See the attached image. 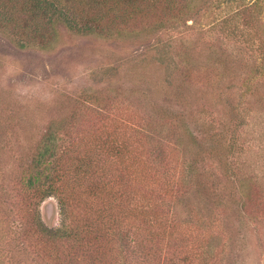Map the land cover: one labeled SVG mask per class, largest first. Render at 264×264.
Segmentation results:
<instances>
[{
    "label": "rangeland",
    "instance_id": "1",
    "mask_svg": "<svg viewBox=\"0 0 264 264\" xmlns=\"http://www.w3.org/2000/svg\"><path fill=\"white\" fill-rule=\"evenodd\" d=\"M47 31L27 42L0 26V264H264V0H194L127 40ZM84 104L131 129L134 113L153 118L152 147L164 145L144 147L154 176L129 183L120 155L89 154L101 121ZM47 131L70 166L60 196L24 190L43 172L34 156ZM87 169L104 171L111 197L88 193ZM163 175L174 192L153 182ZM192 205L205 241L188 234ZM140 208L153 230L176 228L161 242L136 232ZM65 228L72 238L56 237Z\"/></svg>",
    "mask_w": 264,
    "mask_h": 264
},
{
    "label": "trees",
    "instance_id": "2",
    "mask_svg": "<svg viewBox=\"0 0 264 264\" xmlns=\"http://www.w3.org/2000/svg\"><path fill=\"white\" fill-rule=\"evenodd\" d=\"M193 4L194 0H0V26L21 40L22 38L27 39V42L40 40L38 39L39 36L46 35L47 30L53 28L58 23L63 24L73 32L86 36L127 40L131 36L136 38L140 33L146 34V32L152 29L163 28L171 24L179 16L188 14L192 10ZM46 41L49 43L50 39H46ZM23 44L24 42H22V46ZM106 107H101L100 104L83 105L84 110H91V112H94L98 116V122L101 121L99 125V129L101 130L97 144L96 142L88 141L86 150H90L89 154L105 153L109 157H119L120 155V169L118 172L124 175L123 177L129 183L148 180L155 175L156 170L152 167L154 162H152L151 166L149 164L147 166L144 147L148 142L152 152L153 148L156 150L164 146L161 144L159 147H152V142L155 143V146L159 144V142L155 141L159 137L155 139L153 136V134H157L155 121L144 112L134 113V123L129 121V124L132 122L135 128L131 129L123 124L122 121V124H117L114 121L112 122L111 117L103 116ZM139 114L143 115L139 116ZM145 115L147 118H145ZM103 121H111L109 122L110 126H105ZM126 128L130 135L127 136L129 139L120 144L116 136L118 137V134L122 130L123 134H125L124 129ZM49 134L50 131H47L40 138L38 147L40 149L42 144L43 149L41 153H37L34 156V161H36L37 165L39 167L43 166V172L31 174L25 182L24 190L31 192L35 196L46 197L49 194L60 196V194L65 193L63 188L65 187L67 173L69 174L70 172L69 165L63 167V158L65 156L61 154L55 159L56 154L51 152L48 147L52 145L50 144V140L46 141ZM142 141L144 142L142 143ZM125 144H127L126 147ZM206 147L203 149L204 154L208 152V147ZM123 151L129 153L127 158L130 162L122 160ZM159 158L161 159L160 156ZM100 170L98 169V172ZM101 172L103 173H97L91 169H87L84 172V175L87 176L86 189L94 197L99 198V195L104 193L105 195L101 197L108 198L114 194L113 187L115 188V186L113 185L106 190L105 188L110 182H105L106 174L104 171ZM102 175H104V178ZM164 177L163 175L159 181L155 179L153 182L164 187L165 193L174 192L170 185V180ZM79 185L80 183L77 184V186ZM186 185L188 183L177 182V187L182 192L186 188ZM72 190L74 191V188ZM191 210V221L188 225H190V231L192 232L189 231L188 234L191 235L196 231L195 235L202 234V238L205 241L206 233L204 232L210 233L207 230L210 226L207 227L206 224H203V218L198 212L194 211L193 205L191 206ZM132 215L133 220L138 221L139 219L140 222L135 224V231L138 232L141 228H147V230L150 228L151 230L149 231L155 236L156 242L163 241L165 236L169 235L176 228L171 225L170 229L162 228L163 231H160L161 233L153 230L149 227V223L146 220L155 218V213L151 212V214H148L146 208L133 210ZM41 231L43 230L41 229ZM55 235L56 237L66 239L73 236L70 228H65L62 232L55 233ZM197 245L201 246V242L197 243Z\"/></svg>",
    "mask_w": 264,
    "mask_h": 264
}]
</instances>
